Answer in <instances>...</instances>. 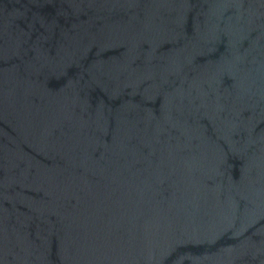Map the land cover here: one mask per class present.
Wrapping results in <instances>:
<instances>
[{
    "label": "water",
    "instance_id": "obj_1",
    "mask_svg": "<svg viewBox=\"0 0 264 264\" xmlns=\"http://www.w3.org/2000/svg\"><path fill=\"white\" fill-rule=\"evenodd\" d=\"M0 264H264V0H0Z\"/></svg>",
    "mask_w": 264,
    "mask_h": 264
}]
</instances>
